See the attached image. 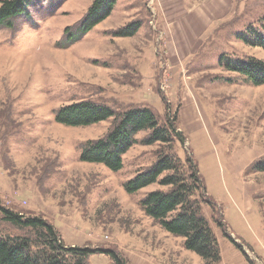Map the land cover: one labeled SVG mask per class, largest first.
<instances>
[{"label": "rangeland", "instance_id": "1", "mask_svg": "<svg viewBox=\"0 0 264 264\" xmlns=\"http://www.w3.org/2000/svg\"><path fill=\"white\" fill-rule=\"evenodd\" d=\"M94 1L29 0L26 14L0 27V237L36 239L5 221L7 208L43 218L66 247L91 250L88 264H114L108 250L128 264H204L142 207L148 193L170 187L125 189L160 157L191 156L206 185L202 213L219 264H264V84L224 67L264 61L253 33L264 36V0H117L79 35ZM84 101L115 116L56 122L62 106ZM136 108L151 109L160 127L173 124L184 142L147 144L145 130L118 171L80 159Z\"/></svg>", "mask_w": 264, "mask_h": 264}, {"label": "trees", "instance_id": "2", "mask_svg": "<svg viewBox=\"0 0 264 264\" xmlns=\"http://www.w3.org/2000/svg\"><path fill=\"white\" fill-rule=\"evenodd\" d=\"M29 0H3L0 5V27H12L13 18L28 12ZM117 0H95L78 26L79 35L86 34L105 20L112 12ZM133 29L127 30L132 33ZM68 29V28H67ZM253 31V30H249ZM259 45L264 46V36L253 31ZM72 40V38H69ZM224 67L236 71L255 85L264 84V61L256 59L226 63ZM115 116L107 106H98L87 101L62 106L55 120L67 126H88ZM150 130L145 143H173L175 138L184 142L177 128L170 124L160 127L155 114L149 108L126 111L106 135L87 143L80 154L84 162L101 163L112 171L123 167V156L136 143V134ZM261 169H264L262 167ZM159 183L170 187L168 191L155 190L141 201L145 213L165 231L183 238L184 247L199 255L204 264H219L221 250L208 219L202 213L206 198V185L195 160L187 156L160 157L157 162L125 183L128 193ZM205 198V200H204ZM5 221L20 228H31L36 239L30 237H0V264H88L91 250L82 247H66L57 229L39 216H25L7 208H1ZM235 241V240H233ZM242 251L243 248L234 242ZM37 246V251L33 249ZM114 264H128L118 252L108 250ZM70 255L72 259L67 258Z\"/></svg>", "mask_w": 264, "mask_h": 264}]
</instances>
